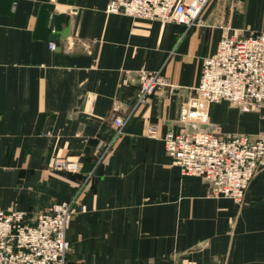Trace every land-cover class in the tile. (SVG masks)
I'll return each instance as SVG.
<instances>
[{
    "label": "crops",
    "instance_id": "1",
    "mask_svg": "<svg viewBox=\"0 0 264 264\" xmlns=\"http://www.w3.org/2000/svg\"><path fill=\"white\" fill-rule=\"evenodd\" d=\"M110 2L0 0V206L37 213L77 197L69 264H264V160L239 203L182 174L163 140L221 36L264 29V0H208L189 26ZM140 69L170 82L143 103ZM207 128L264 135V108L213 101ZM58 157L80 169H53Z\"/></svg>",
    "mask_w": 264,
    "mask_h": 264
},
{
    "label": "built area",
    "instance_id": "2",
    "mask_svg": "<svg viewBox=\"0 0 264 264\" xmlns=\"http://www.w3.org/2000/svg\"><path fill=\"white\" fill-rule=\"evenodd\" d=\"M208 0H111L107 11L132 17L175 21L187 26L201 23L200 11ZM50 46L56 47L51 41ZM137 103L147 101L160 86L170 85L159 69H140L137 74ZM225 99L243 109L264 108V29L225 33L213 54L202 60L201 75L194 92L180 107L178 130L163 136L167 153L182 174L200 175L212 195H225L242 203L259 164L264 160V135L245 132L218 134L204 127L209 121V106ZM124 117L116 115L117 135L123 133ZM156 128H148L154 136ZM110 148V143L100 159ZM78 160L58 157L55 170L77 171ZM94 170L88 172L85 180ZM79 204L63 199L46 205L37 213L0 206V264H69L71 241L67 236ZM85 210L86 206L81 205ZM172 264H199L196 259H174Z\"/></svg>",
    "mask_w": 264,
    "mask_h": 264
},
{
    "label": "water",
    "instance_id": "3",
    "mask_svg": "<svg viewBox=\"0 0 264 264\" xmlns=\"http://www.w3.org/2000/svg\"><path fill=\"white\" fill-rule=\"evenodd\" d=\"M204 127H208V124L203 125Z\"/></svg>",
    "mask_w": 264,
    "mask_h": 264
}]
</instances>
